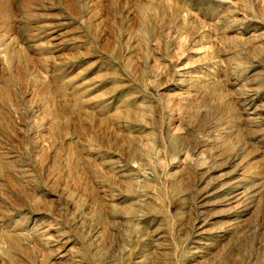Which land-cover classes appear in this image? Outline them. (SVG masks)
<instances>
[{"label": "rangeland", "instance_id": "obj_1", "mask_svg": "<svg viewBox=\"0 0 264 264\" xmlns=\"http://www.w3.org/2000/svg\"><path fill=\"white\" fill-rule=\"evenodd\" d=\"M0 264H264V0H0Z\"/></svg>", "mask_w": 264, "mask_h": 264}]
</instances>
